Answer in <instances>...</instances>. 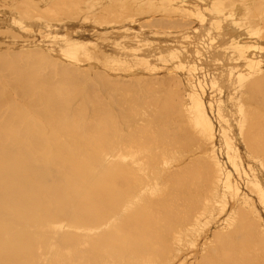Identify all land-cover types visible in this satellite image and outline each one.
<instances>
[{"label":"bare ground","instance_id":"1","mask_svg":"<svg viewBox=\"0 0 264 264\" xmlns=\"http://www.w3.org/2000/svg\"><path fill=\"white\" fill-rule=\"evenodd\" d=\"M0 264H264V0H0Z\"/></svg>","mask_w":264,"mask_h":264}]
</instances>
